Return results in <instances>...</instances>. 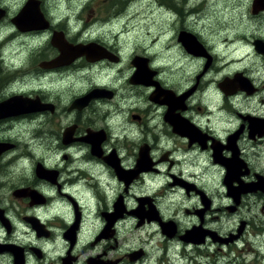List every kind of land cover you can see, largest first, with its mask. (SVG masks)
<instances>
[{
	"label": "flooded vegetation",
	"instance_id": "af4514ba",
	"mask_svg": "<svg viewBox=\"0 0 264 264\" xmlns=\"http://www.w3.org/2000/svg\"><path fill=\"white\" fill-rule=\"evenodd\" d=\"M36 1L45 24L26 32L12 19L28 0L10 2L15 12L0 1V24L13 26L23 52L18 60L12 39H0V104L28 105L0 119V264H204L211 248L237 245L254 229L251 212L264 215L262 74L232 67L240 60L220 65L214 44L181 26L176 44L196 66L183 86L168 53L123 56L111 31L76 16L73 32ZM106 8L82 10L106 21ZM182 33L209 58L188 53ZM231 36L228 54L251 46L264 62L255 47L264 39ZM56 44L85 54L69 63ZM242 213L228 229V215Z\"/></svg>",
	"mask_w": 264,
	"mask_h": 264
},
{
	"label": "rangeland",
	"instance_id": "374dc122",
	"mask_svg": "<svg viewBox=\"0 0 264 264\" xmlns=\"http://www.w3.org/2000/svg\"><path fill=\"white\" fill-rule=\"evenodd\" d=\"M0 1L6 3L5 5L12 12L20 7V4H9L19 0ZM112 2L114 4H111ZM251 2L252 0H46L51 12L62 18L65 23L72 24L70 28L73 32H78L82 26L76 21V16L82 17L84 26H92L97 32L102 33L104 30L108 34V31H111L112 41L119 44L118 47L124 54L123 56L134 50L138 52L144 50L149 55L156 56L158 61H162L168 53L172 60V67L169 71L179 77L183 86L193 81L191 72L196 70V66L184 58V54L180 52L176 44L175 37L181 26L190 28L199 34L209 46L211 43L214 44L211 48L216 49L220 65L228 66L232 60H240L232 67L246 70L256 69L262 74L260 75L261 81H264V62L251 50V46L245 52L235 49L232 54H228V32L232 33V38L245 37L248 43L253 38L264 39V14L252 18L254 16L251 13ZM86 4L94 10L102 6L107 7L101 14L106 21H87L86 17L89 13L82 10ZM165 6L172 8L171 18L164 16ZM192 7L195 10L193 18L192 20L186 19L187 9ZM110 23L113 24L109 25ZM14 31L15 29L8 21L0 24V39H12L9 43L14 44L17 59L22 60V48L16 46L21 37ZM86 33L87 28L82 36H86ZM166 45L172 47L165 49ZM232 67H229L228 71H231ZM184 71L188 76L186 81L183 80ZM251 73L254 74L253 71ZM7 76L14 78L16 73L8 72ZM260 77L258 75V78ZM73 87H76L75 82H73ZM3 95L5 91L0 90V97ZM253 214L254 229L248 232L237 245L222 249V251H215L211 248L208 251V257L200 258V260H206L204 264H208V261L210 264H232V260L235 264H264V228L262 226L264 215L257 213L256 210L251 212L252 216ZM243 215L244 213L228 215V229L235 226ZM250 247H257L262 257L255 258L254 251L246 250ZM175 264H180V262L176 260Z\"/></svg>",
	"mask_w": 264,
	"mask_h": 264
},
{
	"label": "water",
	"instance_id": "95a60500",
	"mask_svg": "<svg viewBox=\"0 0 264 264\" xmlns=\"http://www.w3.org/2000/svg\"><path fill=\"white\" fill-rule=\"evenodd\" d=\"M251 4L253 14H257L258 12L264 11V0H252ZM2 16L3 14L0 13V18ZM12 23L21 32L40 29L45 24V20L40 12L38 2L36 0H28V2L20 10V12L12 19ZM179 41L183 44L188 53L194 56L207 57L203 46L199 44L196 39L191 35L182 33L179 35ZM56 45L58 46L61 53L60 58H68L69 63L72 62L74 59L81 57L85 54L82 51V49L85 48L79 45L74 46L72 48L62 47L58 44ZM255 47L257 52L264 57V44L258 42L257 44H255ZM86 57L90 58L88 56ZM100 57L96 59H99ZM53 65H56V63H54ZM14 101L15 99H10L9 101H5L4 103L0 104V119L18 114L21 112L22 109H25L28 106L22 101ZM230 171L232 172V169L228 168V172ZM231 172L229 174H231ZM244 192L245 191H243V193Z\"/></svg>",
	"mask_w": 264,
	"mask_h": 264
},
{
	"label": "clouds",
	"instance_id": "9594fccd",
	"mask_svg": "<svg viewBox=\"0 0 264 264\" xmlns=\"http://www.w3.org/2000/svg\"><path fill=\"white\" fill-rule=\"evenodd\" d=\"M0 236H3V233L2 232H0Z\"/></svg>",
	"mask_w": 264,
	"mask_h": 264
},
{
	"label": "bare ground",
	"instance_id": "6f19581e",
	"mask_svg": "<svg viewBox=\"0 0 264 264\" xmlns=\"http://www.w3.org/2000/svg\"><path fill=\"white\" fill-rule=\"evenodd\" d=\"M240 39V38H239ZM242 39V38H241ZM243 40V39H242ZM241 42V41H240ZM243 45V44H242ZM245 46V45H244ZM247 46V45H246ZM225 66V65H224Z\"/></svg>",
	"mask_w": 264,
	"mask_h": 264
}]
</instances>
